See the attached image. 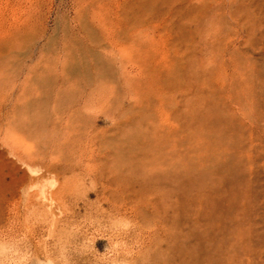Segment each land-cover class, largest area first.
<instances>
[{
  "label": "rangeland",
  "instance_id": "374dc122",
  "mask_svg": "<svg viewBox=\"0 0 264 264\" xmlns=\"http://www.w3.org/2000/svg\"><path fill=\"white\" fill-rule=\"evenodd\" d=\"M0 264H264V0H0Z\"/></svg>",
  "mask_w": 264,
  "mask_h": 264
},
{
  "label": "bare ground",
  "instance_id": "6f19581e",
  "mask_svg": "<svg viewBox=\"0 0 264 264\" xmlns=\"http://www.w3.org/2000/svg\"><path fill=\"white\" fill-rule=\"evenodd\" d=\"M31 172L35 171V170H30Z\"/></svg>",
  "mask_w": 264,
  "mask_h": 264
}]
</instances>
